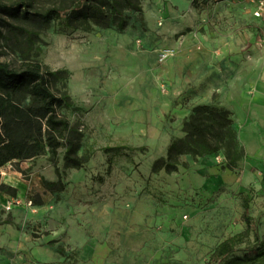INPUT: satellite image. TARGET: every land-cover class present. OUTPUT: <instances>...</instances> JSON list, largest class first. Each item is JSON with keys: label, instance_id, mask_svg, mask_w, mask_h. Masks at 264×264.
<instances>
[{"label": "rangeland", "instance_id": "rangeland-1", "mask_svg": "<svg viewBox=\"0 0 264 264\" xmlns=\"http://www.w3.org/2000/svg\"><path fill=\"white\" fill-rule=\"evenodd\" d=\"M261 1L140 0L143 12H127L124 31L91 20L72 27L10 20L38 34L31 51L0 18L1 62L18 67L30 51L63 71L54 90L73 105L59 111L82 134L79 154L89 158L66 169L60 150L63 190L48 154L8 164L29 189L19 205L10 200L18 207L0 208V264H207L221 242L246 231V205L253 230L240 247L255 243V230L264 242ZM198 105L232 113L244 152L237 167L229 169L221 151L183 156L187 168L153 173Z\"/></svg>", "mask_w": 264, "mask_h": 264}, {"label": "trees", "instance_id": "trees-1", "mask_svg": "<svg viewBox=\"0 0 264 264\" xmlns=\"http://www.w3.org/2000/svg\"><path fill=\"white\" fill-rule=\"evenodd\" d=\"M127 12L142 13L140 0H79L68 7L52 6L36 9L34 0H0V18L10 30L26 36L29 50L35 45L38 34L30 29L16 26L25 17H33L46 22L60 20L66 27L75 21H94L103 26L114 25L119 31L128 26ZM2 31L0 30V33ZM24 52L18 67L0 61V191L17 192L1 182V169L8 164L31 160L41 155H49L55 167L58 182L64 189L63 174L58 167L59 153L64 149V167L81 169L89 158L79 154L82 134L73 128L69 120L60 113L62 108L73 104L67 93L59 94L54 84L61 79L62 70H52ZM232 113L217 105H198L184 122L185 136L172 141L167 156L157 159L152 167L155 174L164 171L178 172L181 157L203 158L224 151L229 169L237 167L243 157L234 128ZM246 205L244 215L247 229L221 242L207 264H249L254 258L264 257V242L255 230V243L245 248L240 245L250 236L253 218L248 215ZM248 252L245 258L235 256L238 252ZM252 253L253 257L249 254Z\"/></svg>", "mask_w": 264, "mask_h": 264}, {"label": "crops", "instance_id": "crops-1", "mask_svg": "<svg viewBox=\"0 0 264 264\" xmlns=\"http://www.w3.org/2000/svg\"><path fill=\"white\" fill-rule=\"evenodd\" d=\"M8 165L4 167L7 169ZM1 182L7 186H10L19 191L18 198L11 197L10 195L6 194L5 192L0 191V208L2 206H6L7 210H12V208H16L18 206H12L11 202H15L16 200H21L23 198V193L25 195L26 191L29 189V183L26 182L19 173L15 172L14 170H8L5 174H2ZM10 200H12L10 202Z\"/></svg>", "mask_w": 264, "mask_h": 264}, {"label": "built area", "instance_id": "built-area-1", "mask_svg": "<svg viewBox=\"0 0 264 264\" xmlns=\"http://www.w3.org/2000/svg\"><path fill=\"white\" fill-rule=\"evenodd\" d=\"M263 11H264V0H262V1L259 3L258 8H257V10H256V12H255V15H256L257 17H259V16H261V14H262ZM1 174H4V171H2V169H1ZM19 204H20V202H19L18 200H16V201L14 202V205H19Z\"/></svg>", "mask_w": 264, "mask_h": 264}]
</instances>
